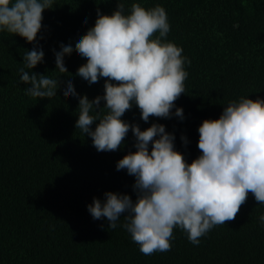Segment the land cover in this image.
<instances>
[{
  "label": "trees",
  "instance_id": "16d2710c",
  "mask_svg": "<svg viewBox=\"0 0 264 264\" xmlns=\"http://www.w3.org/2000/svg\"><path fill=\"white\" fill-rule=\"evenodd\" d=\"M123 2L125 14L133 3L162 6L170 25L165 42L181 47L191 63L185 62V93L175 102L183 108L182 121L150 117L145 123L135 104L122 119L141 130L165 125L175 135V150L191 163L201 154L198 128L205 119H218L242 96L264 99V0ZM116 8L117 0H54V8L45 10L37 36L44 62L32 71L61 79L50 100L30 97L20 80L25 49L34 45L0 31V264H264V204L251 193L236 219L214 227L199 245L176 228L171 250L152 255L141 253L122 227L123 217L112 229L106 218L94 220L88 212L93 198L104 200L107 191L136 199L135 178L116 170L118 160L136 151L135 137L130 130L119 150L98 152L75 128L78 99L63 96L69 75L77 93L90 100L104 94L105 81L89 85L76 76L86 58L75 51L65 57L69 74L55 71L53 49L60 51L62 43L74 48L94 26L97 9L111 15Z\"/></svg>",
  "mask_w": 264,
  "mask_h": 264
},
{
  "label": "clouds",
  "instance_id": "9594fccd",
  "mask_svg": "<svg viewBox=\"0 0 264 264\" xmlns=\"http://www.w3.org/2000/svg\"><path fill=\"white\" fill-rule=\"evenodd\" d=\"M53 8L54 0H0V31L34 45L25 49L20 69V80L28 85L25 93L32 98L50 100L61 88L60 78L32 71L44 62L37 36L43 13ZM169 31L162 6L146 9L133 3L125 14V3L117 0L111 15L97 9L94 26L78 38L74 48L62 43L60 51L53 49L55 71L68 73L65 57L75 51L86 58L75 75L89 85L101 78L105 81L104 94L90 100L77 93L69 75L63 96L78 99L75 128L91 138L98 152L119 150L130 130L135 137L136 151L118 160L116 170H126L135 178L136 199L107 191L104 200L94 197L87 210L94 220L106 218L112 229L123 217L122 227L144 255L170 251L176 228L187 234L190 243L199 245L214 227L236 219L249 193L257 204H264V99L242 96L224 106L218 119H205L198 128L201 154L191 163L175 150V135L165 125L152 123L141 130L122 119L133 104L145 123L150 117L184 119L183 108L175 102L185 93L184 65L191 62L181 47L165 42ZM181 140L185 146L189 143L184 135ZM259 219L264 223V215Z\"/></svg>",
  "mask_w": 264,
  "mask_h": 264
}]
</instances>
